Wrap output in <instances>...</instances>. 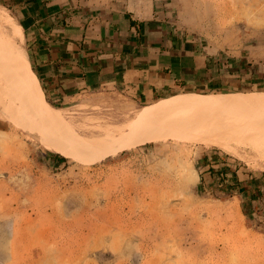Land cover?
Here are the masks:
<instances>
[{
  "label": "rangeland",
  "instance_id": "374dc122",
  "mask_svg": "<svg viewBox=\"0 0 264 264\" xmlns=\"http://www.w3.org/2000/svg\"><path fill=\"white\" fill-rule=\"evenodd\" d=\"M182 1L186 24L205 42L264 36V0ZM15 22L0 0V264H264V112L256 107L264 103L244 98L256 112L226 111L261 124L262 133L238 136L233 151L198 141L195 115L160 124V139L102 158L63 155L43 141L46 133L71 127L89 145L101 131L127 130L140 113L174 103L54 104L64 124L35 119L26 97L35 100L19 83L27 51ZM237 24L259 28H231ZM254 93L264 87L233 94ZM180 124L187 138L175 135Z\"/></svg>",
  "mask_w": 264,
  "mask_h": 264
},
{
  "label": "crops",
  "instance_id": "0c3cea01",
  "mask_svg": "<svg viewBox=\"0 0 264 264\" xmlns=\"http://www.w3.org/2000/svg\"><path fill=\"white\" fill-rule=\"evenodd\" d=\"M6 4L22 30L19 40L27 51L31 90L50 106L65 109L119 101L128 108L148 109L163 103L211 101L225 94L264 103V93L233 94L264 87V36L246 44L247 35H241V45L205 42L186 24L182 0ZM240 26L247 31L259 28H231ZM256 107L264 110L262 104Z\"/></svg>",
  "mask_w": 264,
  "mask_h": 264
},
{
  "label": "bare ground",
  "instance_id": "6f19581e",
  "mask_svg": "<svg viewBox=\"0 0 264 264\" xmlns=\"http://www.w3.org/2000/svg\"><path fill=\"white\" fill-rule=\"evenodd\" d=\"M14 29L16 37L19 39V35H22V30L20 25L17 24V22H15ZM17 47L20 46L18 45ZM19 83L22 86L21 89H23L27 93H30L31 97L35 100V102H33L25 96L26 99L29 101L30 108L33 112V117L35 119L54 125L63 123L62 116H60V114L55 108L51 107L50 105H48L33 94L31 90L30 77L27 67L26 76L20 78ZM231 97L233 96L228 95L220 97L218 99L200 103H174L172 105L170 103L171 106L167 107L163 111H160V113L157 114L156 111V115H151L153 114L151 112V114L140 113L138 119H136L135 121L133 120L134 122L130 124L127 130L123 129L122 127L118 130L107 129L106 131H101V133H99L101 134L100 137L89 145H82L81 140H79L76 134L73 133L74 131L71 127H68V129L63 130L61 134L46 133V135L42 139L54 148L70 150L79 153L80 155L85 157L93 156L102 158L106 154L113 153V151L119 148L131 147L139 142H150L160 139L164 134L160 132L162 130H159V125L163 122L166 123V121L174 119L183 120L181 118L185 117L189 119L188 117L197 115V117H195L196 122L191 125L192 132H194V135L196 134L195 137L197 138V140L233 151L232 143L238 140V136L253 137L254 133L261 132L257 128H255L256 126L261 128V124L257 122V117L255 118V116L254 118H250V116L245 114H240V116L229 115L226 111L231 109H240V112L247 111V113L249 110H253V112L257 111V109H254V106L250 105V103H246L242 99H238L236 97ZM219 110L224 111L215 112ZM258 110H260L261 112L263 109L258 108ZM262 112H264V110ZM178 126H180L178 127L180 130L179 132L175 133V135L177 137H186L187 133L185 134L184 131L181 130L183 129L181 124ZM116 131H119L121 133L119 134V137L116 136ZM261 152H264V145L261 146Z\"/></svg>",
  "mask_w": 264,
  "mask_h": 264
},
{
  "label": "trees",
  "instance_id": "16d2710c",
  "mask_svg": "<svg viewBox=\"0 0 264 264\" xmlns=\"http://www.w3.org/2000/svg\"><path fill=\"white\" fill-rule=\"evenodd\" d=\"M70 154L69 152H67V155ZM59 159L64 160V157H59Z\"/></svg>",
  "mask_w": 264,
  "mask_h": 264
}]
</instances>
